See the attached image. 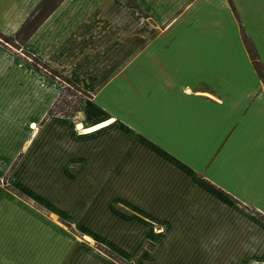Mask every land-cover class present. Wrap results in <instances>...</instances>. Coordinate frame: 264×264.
I'll list each match as a JSON object with an SVG mask.
<instances>
[{
    "label": "crops",
    "instance_id": "0c3cea01",
    "mask_svg": "<svg viewBox=\"0 0 264 264\" xmlns=\"http://www.w3.org/2000/svg\"><path fill=\"white\" fill-rule=\"evenodd\" d=\"M42 1L0 0V33L19 47ZM244 35L264 65V0H62L19 48L0 38V264H121L100 245L264 264V82ZM67 85L79 108L51 112Z\"/></svg>",
    "mask_w": 264,
    "mask_h": 264
},
{
    "label": "trees",
    "instance_id": "16d2710c",
    "mask_svg": "<svg viewBox=\"0 0 264 264\" xmlns=\"http://www.w3.org/2000/svg\"><path fill=\"white\" fill-rule=\"evenodd\" d=\"M61 1L62 0H43L42 3L36 8V10L31 14V16L26 20L24 26L17 34V37H20L22 34H24L25 39L28 38L36 30V28L44 21V19L47 18L49 14L53 12V10L59 5ZM0 35L2 34L0 33ZM3 38L8 42L12 41V38H8L5 36H3ZM244 39H245L246 47L252 59L253 65L259 77L264 82V65L261 62L260 57L253 43L249 40V38L246 35H244ZM79 104H75L74 110H77L79 108ZM56 110L57 109L55 108L51 112L58 113L59 110L57 111ZM106 251L110 254L111 257L118 260L120 259L117 255L113 254V252L108 250Z\"/></svg>",
    "mask_w": 264,
    "mask_h": 264
},
{
    "label": "rangeland",
    "instance_id": "374dc122",
    "mask_svg": "<svg viewBox=\"0 0 264 264\" xmlns=\"http://www.w3.org/2000/svg\"><path fill=\"white\" fill-rule=\"evenodd\" d=\"M42 3V2H41ZM5 4V3H4ZM1 5V4H0ZM55 10V9H54ZM53 10V11H54ZM2 12H0V14H1ZM4 13H5V9H4V12H3V14L1 15V16H4ZM51 14H49V16H50ZM31 16V15H30ZM29 16V17H30ZM48 16V17H49ZM28 17V18H29ZM47 17V18H48ZM47 18H45L44 19V21L36 28V30L47 20ZM24 26V25H23ZM35 30V31H36ZM34 31V32H35ZM33 32V33H34ZM32 33V34H33ZM31 34V35H32ZM31 35L29 36V37H31ZM28 37V38H29ZM0 38L4 41V42H6V43H12V44H14L15 45V47H18V45H16V43H15V39L13 38V40L12 41H6V40H4V38H3V35H0ZM18 39H17V41L20 43L19 44V47H20V45H21V42L23 41V40H25V37H24V34H22L20 37H17ZM27 39V38H26ZM18 47V48H19ZM15 49H17V48H15ZM71 86V85H70ZM69 85H67V88H66V91H65V93H64V95H63V97H62V100L59 102V105H58V107L56 108L57 110H71V107H74L75 106V102H73V100H75V98H73V100H72V98L71 97H73V96H78L77 95V91H76V89L75 88H71ZM77 98H79V97H77ZM77 103V102H76ZM99 249L101 250V251H103L104 253H106L107 255H109L110 256V254L106 251V250H108V251H110L109 249H107V248H105V247H102L101 245L99 246ZM114 254V253H113ZM116 255V254H115ZM111 257V256H110ZM112 259H115V258H113V257H111ZM120 258V257H119ZM117 262H119V263H121V264H133V263H129V262H127V261H125V260H123L122 258H120L119 260L118 259H115Z\"/></svg>",
    "mask_w": 264,
    "mask_h": 264
}]
</instances>
